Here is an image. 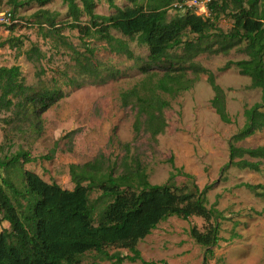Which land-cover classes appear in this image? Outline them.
I'll use <instances>...</instances> for the list:
<instances>
[{"label":"rangeland","instance_id":"374dc122","mask_svg":"<svg viewBox=\"0 0 264 264\" xmlns=\"http://www.w3.org/2000/svg\"><path fill=\"white\" fill-rule=\"evenodd\" d=\"M214 1L217 2L215 10L203 15L197 7L172 0L167 19L192 11L227 32L233 25L231 13L235 2ZM93 2L96 14L109 16L116 12L106 0ZM146 2L136 0V4L144 7ZM114 3L119 8L134 5L129 0H114ZM176 3H181V7L175 6ZM77 4L82 8L79 0ZM11 9L13 6L8 0H0V10ZM259 9L264 12V0ZM13 10L15 25H0V66L17 65L19 79L31 88L30 92L56 89L64 97L39 115L33 105L21 97H14L9 109L0 108V158L10 157L20 150L34 157L31 162L16 163L7 169L0 167V182L6 177L23 190L22 172L29 170L46 182L72 189L69 165L88 162L97 166L99 173L111 172L117 176L139 170L145 173L148 182L162 184L171 171L168 159L173 156L174 165L191 177L177 175L171 185L183 191H194V186L202 190L210 185L205 192V204L221 213L220 240L212 248V254L207 255V264H264V196L238 186L249 183L260 186L258 191H264V159L241 152L264 146V129L234 142L241 150L234 154V164L224 166L229 162L231 136L245 123L244 108L258 102L261 95L260 88L252 86L250 78L240 74L235 66L222 68L227 61L246 58L238 50L244 42L237 43L226 53H202L192 59L211 71L215 82L223 89L225 107L231 117V122H223L211 105L214 92L207 74H195L186 68L185 77L191 81V87L173 94L163 92L155 88V83L164 70L153 67L147 74L139 68V60L147 59L148 48L137 39H129L111 29L115 37L125 39L139 60L111 51L96 33L81 39L78 28L69 26L73 18L63 0H51L44 5L29 2ZM43 10L47 14H43ZM51 17L52 28L46 22ZM78 23L89 24V16L82 12ZM190 38L195 39V36L183 35V39ZM32 47L39 52L29 59L26 53ZM182 53V45L169 50L170 60L175 56L172 57L175 67H188V62L177 59ZM86 55L95 71L92 74L81 72L76 61L77 56L83 59ZM111 73L114 76H110ZM133 90L167 101L162 110L166 121L162 133L151 136L145 131L142 114L139 115L140 129L135 130L137 101L130 95ZM125 93H129L126 103ZM52 149L53 157L43 158ZM242 161L256 164L257 169L240 166ZM89 200L94 224H97L100 212L112 197L102 196L100 188L93 187ZM206 225L207 221L200 216L187 219L169 216L139 240L136 248L145 261L157 264H202L205 248L194 241L189 230L194 226L202 231ZM3 229L9 230L10 225L0 218V232ZM105 250L109 254H131L127 248L116 245H108ZM75 261L79 264H142L140 260L128 259L117 262L94 250L78 256ZM63 264L67 263L63 261Z\"/></svg>","mask_w":264,"mask_h":264},{"label":"trees","instance_id":"16d2710c","mask_svg":"<svg viewBox=\"0 0 264 264\" xmlns=\"http://www.w3.org/2000/svg\"><path fill=\"white\" fill-rule=\"evenodd\" d=\"M50 1L8 0L13 9L29 2L44 5ZM79 1L82 8L78 6L77 0H63L73 18L69 26L78 28L82 34L81 39L96 33L111 51L139 60L129 49L125 39L115 37L111 29L129 39H137L148 48L147 59L139 60V68L147 74L153 67L163 69L164 72L157 79L155 88L170 94L191 87V81L185 77L186 68L195 74H207V81L214 92L210 102L223 122H231L225 107L223 89L215 82L211 71L194 63L192 59L202 53H226L237 43L244 42L243 47L238 50L243 52L246 58L227 61L222 68L235 66L240 74L250 78L252 86L260 88L261 95L258 102L244 108L245 123L231 136L229 162L224 166L234 164V154L241 150L234 142L264 129V111L261 110L264 108V12L259 9L262 0H233V25L227 32L219 29L209 18L192 11L178 13L167 19L172 0H147L145 7L136 4V0H129L134 2V5L125 8L117 7L114 0H106L110 8L116 9V12L109 16L94 13L93 0ZM216 6L217 2L210 0L208 10H215ZM13 9L9 11L15 17ZM46 12L42 11L43 14H47ZM82 12L89 16V24L78 23ZM46 22L51 28L54 26L52 17L47 18ZM13 25L15 24L7 27ZM185 34H193L195 39H183ZM181 45L183 53L177 59L188 62V67H175L172 60L175 56H172L171 60L169 58V50ZM86 50L92 52L90 48ZM37 52L39 51L32 47L26 54L32 59ZM87 58V55L83 59L77 56L76 61L81 72L92 74L95 71ZM19 75L17 65L0 66V108L9 109L14 104L13 98L21 97V100L30 102L35 113L39 115L64 97V94L56 89L30 92L31 88L23 84ZM110 76L114 74L111 73ZM103 80L104 78H101V81ZM130 95L137 101L135 130L140 129L139 115L142 114L145 131L151 136L162 133L166 127L162 110L167 106V101L157 95H140L136 90ZM128 96L129 93L124 94L125 103ZM54 152L52 149L43 158L51 159ZM241 152L250 157L264 159V146ZM33 160L34 157L28 152L20 150L10 157L0 158V167L7 169L16 163ZM168 161L171 171L167 181L162 184L148 182L145 173L139 170L117 176L111 172L99 173L98 167L88 162L69 165L70 178L74 183L72 189L62 188L55 182H46L29 170L22 172L23 190L15 187L10 179L3 177L0 182V218L9 222L10 229L0 232V264H63V261L67 264H79L75 261L76 258L91 250L107 258H114L117 262L128 259L140 260L142 264H157L145 261L136 244L160 221L173 215L183 219L200 216L207 221L202 231L194 226L189 230L194 241L205 248L202 264H207V255L212 254V248L220 240L221 213L205 204V192L210 185H205L202 190L194 186V191L174 188L170 182L177 175H191L174 165L173 156H170ZM239 163H242V167L257 169L256 164L243 161ZM84 182L86 183L83 184ZM123 185L127 187L121 188ZM238 186H244L257 195L264 196V191H258V188H261L258 185L240 183ZM93 187L100 188L102 196L112 197L100 212L97 224H94L93 206L89 200V191ZM262 210L264 211V208ZM108 245L127 248L131 254H109L105 250Z\"/></svg>","mask_w":264,"mask_h":264},{"label":"built area","instance_id":"2783aa9c","mask_svg":"<svg viewBox=\"0 0 264 264\" xmlns=\"http://www.w3.org/2000/svg\"><path fill=\"white\" fill-rule=\"evenodd\" d=\"M183 3L187 4L189 7H197L199 12L204 13L203 15L208 14V4L210 3V0H183ZM181 5V3L175 4V6L178 7H181ZM16 22L17 20L15 19V17H13V13L11 11L0 10V25L9 26L15 24Z\"/></svg>","mask_w":264,"mask_h":264}]
</instances>
